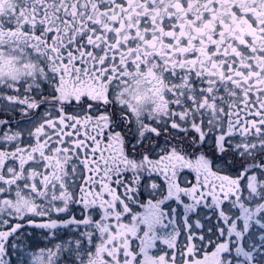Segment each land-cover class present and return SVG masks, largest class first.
<instances>
[{
    "label": "snow or ice",
    "instance_id": "1",
    "mask_svg": "<svg viewBox=\"0 0 264 264\" xmlns=\"http://www.w3.org/2000/svg\"><path fill=\"white\" fill-rule=\"evenodd\" d=\"M0 264H264V0H0Z\"/></svg>",
    "mask_w": 264,
    "mask_h": 264
}]
</instances>
